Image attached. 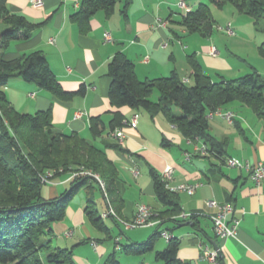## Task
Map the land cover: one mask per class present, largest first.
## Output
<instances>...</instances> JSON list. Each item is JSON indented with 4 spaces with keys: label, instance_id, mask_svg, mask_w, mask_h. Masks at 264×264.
Masks as SVG:
<instances>
[{
    "label": "crops",
    "instance_id": "0c3cea01",
    "mask_svg": "<svg viewBox=\"0 0 264 264\" xmlns=\"http://www.w3.org/2000/svg\"><path fill=\"white\" fill-rule=\"evenodd\" d=\"M177 2L118 0L111 15L97 12L82 32L71 20L79 9L80 0H43L40 8L32 7L30 0H6L10 13L38 26L27 39H16L2 49L3 57L10 60L41 51L62 90L71 94L70 97H57L34 83L12 78L4 88L8 101L20 113L49 110L55 132L78 134L101 150L117 170V178L104 192L97 182L81 187L79 191L85 192L84 201H73L78 191L66 208L63 220L54 225L60 226L58 231L64 248H71L75 264H103L113 251H116L117 259L120 253L125 255L118 260L120 264H162L154 257L167 246L168 241L161 237L158 238L165 243L156 244L157 238L146 254L122 252V247L143 243L160 230H167L178 240L177 258L184 263L207 264L202 259V247L206 246L219 250L222 264H264V180L256 184L247 172L225 164L227 158L250 164L264 163V120L239 101L220 107L222 113H232L233 118L231 122L216 115L207 119L208 134L220 144L218 151L199 139L185 138L160 112L126 106L116 108L108 99L111 81L108 64L117 53L133 64L140 81L175 73L181 81L187 79L186 85L193 82L189 56L197 61L202 74L212 82L233 80L252 72L264 79V56L260 52L264 43V20L256 26L250 16L251 19L241 17L243 14L231 9L232 21L229 23L228 19L217 18L218 9L209 5L215 18L213 28L218 24L224 27L227 23V27L236 26V32L226 27L230 38L223 41L222 36H214L215 29L208 37L188 33L180 25L184 11H174L180 9ZM184 3L194 10L204 1L184 0ZM205 4H208L207 0ZM221 20L225 23L220 24ZM105 33H109V40H105ZM212 48L216 50L214 56L210 54ZM82 87L83 93L76 94ZM151 96H154L150 98L152 102L158 101L159 94L153 92ZM115 113L122 116L121 124L114 128H121L124 134L121 150L106 145L107 141L116 142L107 137ZM134 116H137L136 126L132 128L125 122ZM92 119L100 121V134L96 137L90 131ZM204 145L207 152L201 154L199 149ZM166 169L172 171L168 181L163 178ZM152 171L161 177L164 187L166 182L169 187L198 184L191 195L174 192L181 213L190 214L192 219L155 218L160 223L134 228L132 230L140 231L125 235L124 232L131 229L125 230L109 218L102 222L110 232L111 243L102 240L100 231L92 226L84 212L88 197L100 192L104 206L100 211L96 210L98 215L106 209L108 201L124 221L134 217L139 205L150 207L156 217L168 211V207L155 196ZM72 178L70 173L53 177L42 187V197L47 200L57 198L67 190V185L70 187ZM209 200L232 206L228 220L238 218L240 221L236 239L215 236L210 217L216 209L206 205ZM88 222L92 228L87 226ZM66 231H71L70 237L64 236Z\"/></svg>",
    "mask_w": 264,
    "mask_h": 264
},
{
    "label": "trees",
    "instance_id": "16d2710c",
    "mask_svg": "<svg viewBox=\"0 0 264 264\" xmlns=\"http://www.w3.org/2000/svg\"><path fill=\"white\" fill-rule=\"evenodd\" d=\"M118 0H80L79 9L71 16L79 30L84 32L90 18L102 11L106 16L113 13ZM184 1V0H183ZM196 9L182 15L180 25L188 33L208 37L213 31L214 20L209 5L222 8L231 3L237 12L246 14L259 26L264 20V0H207ZM0 263L10 264H75L73 253L66 248L53 247L52 225L61 221L66 208L79 189L89 182H97L93 176L78 174L72 178L70 188L54 199L42 197L41 177L48 171L53 177L82 171L98 175L105 183V190L117 178V170L104 153L76 133L55 132L49 110L34 114L18 112L8 101L4 88L12 78L34 83L57 97H70L52 74L41 51L22 54L7 60L2 49L16 39H27L38 25L28 23L24 17L8 11L6 0H0ZM264 56V43L260 47ZM192 68L193 85L187 86L172 73L168 77L140 81L136 78L133 64L120 53L108 64L110 86L108 99L113 107L154 110L164 115L189 140L199 139L210 149L219 151L220 144L208 134L206 114L225 104L239 101L250 107L264 120V79L256 72L233 80L212 82L202 74L200 65L188 57ZM83 87L76 94H82ZM154 91L159 94L157 102L151 101ZM178 108L180 115L174 113ZM122 116L115 113L110 124L113 130L119 126ZM100 121L92 119L90 131L94 137L100 134ZM110 130V131H111ZM106 145L116 150L121 147L112 141ZM157 200L168 207L158 214L160 220H175L181 211L174 192L164 187L156 172H151ZM98 183V182H97ZM91 188V187H90ZM107 194V192H106ZM88 221L98 231L110 238L94 208L92 197L85 207ZM174 218V219H173ZM189 219H192L190 216ZM159 231L143 243L122 247L125 254H144L150 251ZM178 240L172 238L164 250L155 253L162 264H189L177 258ZM103 264H120L116 251L109 254Z\"/></svg>",
    "mask_w": 264,
    "mask_h": 264
},
{
    "label": "built area",
    "instance_id": "2783aa9c",
    "mask_svg": "<svg viewBox=\"0 0 264 264\" xmlns=\"http://www.w3.org/2000/svg\"><path fill=\"white\" fill-rule=\"evenodd\" d=\"M30 4L34 8H40L43 6V0H30ZM176 5L180 9H183L184 14L190 11V9L185 5L183 0H178ZM104 38L105 40H109L110 39L109 33H105ZM210 54L213 56L216 55V50L212 48L210 50ZM182 83L186 84L187 79L182 80ZM214 115L220 116L225 120H227L228 122H231L233 118L232 113L229 112L222 113L219 109L208 112L206 114V118L209 119ZM136 117L137 116H134L132 119H130V121L125 122V124L134 128L136 126ZM107 137L115 140L119 146H123L124 134L122 133L121 128H116L109 131L107 133ZM199 152L201 154H205L207 152V147L205 145L202 146L199 149ZM225 164L228 167L241 169L247 172L250 180L256 184H259L261 181L264 180V163L262 162L257 164H250L248 162H241L234 158H227L225 159ZM171 172H172L171 169H166L163 172V178L165 181H168L170 179ZM134 173L136 174V171H134ZM78 174H86L89 176H93L94 179L98 182L101 190L103 192L105 191V183L97 175L91 174L90 172L82 171L79 173H72V177H75ZM52 176H53L52 171L46 172V174L41 177V182L44 184H49L50 183L49 180L51 179ZM197 186L198 184H185V185H177L174 187H169L167 182L165 184V188L171 192H184L188 195L193 194ZM206 205L208 207L216 209L215 214L210 217L212 223V229L215 236L221 239L224 238L236 239L238 235L240 221L238 218H232L231 220H228L229 215H231L233 211L232 206L229 204H219L214 200L207 201ZM190 216H191L190 214L180 213L177 217L180 219H189ZM99 217L101 220H106L109 218L114 219L119 224H121V226L125 230L141 228V227H149L160 223V220L155 219L154 213L150 209V207L146 205H139L136 209V213L134 217L130 221H124L116 215L114 210L111 208L110 204H108V201H107L106 209L99 214ZM71 234H72L71 231H66L64 233V236L70 237ZM159 237L163 238L166 241H169L173 238V236L167 230H160ZM118 241L119 239L116 238L115 242L118 243ZM202 259L205 260L207 264H222L220 260V252L218 249H209L206 246L202 247Z\"/></svg>",
    "mask_w": 264,
    "mask_h": 264
},
{
    "label": "rangeland",
    "instance_id": "374dc122",
    "mask_svg": "<svg viewBox=\"0 0 264 264\" xmlns=\"http://www.w3.org/2000/svg\"><path fill=\"white\" fill-rule=\"evenodd\" d=\"M204 1V3L206 2V0H202V2ZM214 6V5H213ZM215 7V6H214ZM224 8H222V10L223 11H221V8H217V7H215L216 9H218V15H217V18H220V19H225V21H226V19H228V22L230 23L231 21H232V18H231V15H230V12H231V9H233V11L236 13L237 12V10H236V8L231 4V3H226V4H224V6H223ZM179 8V7H178ZM220 9V10H219ZM178 10V11H177ZM177 10H175L174 9V11H176V13L177 12H183V9L181 10V9H177ZM238 13V12H237ZM211 14H212V12H211ZM242 14V13H241ZM240 14V15H241ZM177 15V14H176ZM244 15H246V14H243V15H241V17H248L249 19H251L249 16H244ZM213 20H215V18H213ZM224 20H221L219 23L220 24H222L221 22H223ZM225 21H224V23H225ZM251 22H252V20H251ZM223 23V24H224ZM229 23H227V25H225L224 27H221V25H215V27L213 28V30H214V36H217V37H219V38H221V36H222V40L223 41H226L228 38H230V36H229V32H228V30L226 29V27L229 25ZM261 26H263V23H262V25ZM4 28V26L3 25H1L0 26V30H2ZM228 29H230L231 31H232V29H234V31L236 32L237 30H236V26L234 25V26H232V27H227ZM248 28V27H247ZM217 31H219V32H217ZM223 31V32H222ZM251 34H253V32H252V30H251ZM219 41H221V39H219ZM232 42V41H231ZM230 42V43H231ZM236 42V41H235ZM232 43H234V42H232ZM192 83L193 82H191V83H189V84H187V86L189 87V86H192ZM155 94H157L158 95V93L156 92V91H154V95ZM154 97V96H153ZM153 97L151 96V99H153ZM174 113L175 114H177V115H180L181 114V112H180V110L178 109V108H174ZM98 176V175H97ZM99 177V176H98ZM52 180V177H51V179L49 180V181H51ZM44 184V183H43ZM44 185H47V184H44ZM70 187L67 185L66 186V189H69ZM61 189V188H60ZM95 192V191H94ZM84 196H85V192H84V190L82 189V190H80L79 191V193L76 195V197L74 198V200L73 201H78V200H80L81 202H83L84 201ZM93 200H94V208H95V210H97V211H100L102 208H103V206H104V201L101 199V194H100V192L99 191H97L96 193H93ZM101 213V212H100ZM99 213V214H100ZM63 220V219H62ZM61 220V221H62ZM61 221H58V222H56V223H54L53 225H52V230H53V236H52V239H51V245L53 246V247H57V246H59V248H64V244H63V240H62V238H61V235H60V233H59V231H58V229H59V227H56V226H54V225H59L58 223L59 222H61ZM87 224V226L88 227H90V228H92V226H91V224L88 222V223H86ZM87 227V228H88ZM138 231H140V229H136V230H130V231H125L124 232V234L126 233L127 235L129 234V233H137ZM122 232H123V230H122ZM64 234V233H63ZM99 234L102 236V240H105L106 242H110L111 243V239H107L108 237L106 236V235H102V232L100 233L99 232ZM125 234V235H126ZM110 238H111V236H110ZM75 240V239H74ZM158 242H164L165 243V241L163 240V239H161V238H158L157 239V241H156V244L158 243ZM59 244V245H58ZM66 249H69V250H71V248H66ZM72 251V250H71ZM146 254V253H145ZM122 257H125V255H122L121 253L118 255V260L119 259H121ZM155 257V256H154Z\"/></svg>",
    "mask_w": 264,
    "mask_h": 264
},
{
    "label": "water",
    "instance_id": "95a60500",
    "mask_svg": "<svg viewBox=\"0 0 264 264\" xmlns=\"http://www.w3.org/2000/svg\"><path fill=\"white\" fill-rule=\"evenodd\" d=\"M188 223H184L183 225H187ZM215 248H217V246H215Z\"/></svg>",
    "mask_w": 264,
    "mask_h": 264
}]
</instances>
